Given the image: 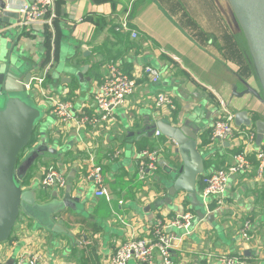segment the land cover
<instances>
[{
    "label": "crops",
    "instance_id": "obj_1",
    "mask_svg": "<svg viewBox=\"0 0 264 264\" xmlns=\"http://www.w3.org/2000/svg\"><path fill=\"white\" fill-rule=\"evenodd\" d=\"M4 1L10 15L8 39L12 40L13 49L35 68L36 78L45 79L40 89L33 86L41 97L72 102L77 113L94 115V94L106 77L109 64L119 63L123 71L137 81L135 93L115 112L116 121L109 126L87 127L78 133L74 126L57 121L48 129L40 128L31 149L40 147L42 142L49 151L36 159L21 177L23 188H38L47 198L59 194L61 199L70 196L79 202L76 209H68L56 217L59 233L40 227L36 230L34 226L38 224L24 216L14 228V241L3 243L8 251L16 247H21L22 251L27 244H31L30 247L36 244L42 249L47 264H107L120 244L132 238H151L157 219L173 220L193 208L185 204L187 198L183 193L171 204L167 200L163 183L169 156L144 185L136 183L139 153L151 150L152 146L160 150L157 146L163 138L138 133L160 120L180 126L197 108L205 124L199 141L211 140L206 132L211 131L212 126L207 121L215 122L220 109L215 94L222 97L235 116L247 111L254 121L264 118V93L254 69L250 68V77L242 76L234 62L224 60L217 50L202 46L188 35L157 0H114L102 5L95 0H67L62 7L56 1L58 18L52 27L40 23L25 28L18 26L19 10L30 0ZM181 1L199 25L219 37L222 44L226 40L224 36L231 33L248 59L244 40L233 26L230 27L216 0ZM124 22L139 34L137 39L132 38L131 32H114L113 28H121ZM153 60L160 63L163 72L161 83L155 86L143 75L144 67L153 66ZM64 61L75 63L76 68L82 67V81L71 70L56 74ZM85 66H89L87 71ZM79 80L88 84L87 90L81 89ZM157 91L174 95L173 112L156 109ZM88 93H91L90 98L86 96ZM52 110L53 105L43 113L44 123L52 118ZM168 143V140L161 143L165 144L164 150ZM241 147L237 138L216 144L213 151L216 155L211 156L215 160L208 159L206 172L209 166H213L211 172L225 168ZM116 151H120L121 156L110 161L109 156ZM91 155L96 156L104 169L105 187L111 201L95 197L85 162ZM24 159L25 155L20 167ZM51 167L66 176L65 188H39L44 173ZM232 180L226 206L221 209L213 206L212 212H208L215 216L212 221L200 220L190 234L169 229L175 236L174 264H218L217 258L223 255L242 256L247 264H264V182L259 184L255 173ZM162 200L166 208H160ZM246 220H252L254 225L251 244H242L238 238ZM1 256L5 262L12 258L7 251Z\"/></svg>",
    "mask_w": 264,
    "mask_h": 264
},
{
    "label": "water",
    "instance_id": "obj_2",
    "mask_svg": "<svg viewBox=\"0 0 264 264\" xmlns=\"http://www.w3.org/2000/svg\"><path fill=\"white\" fill-rule=\"evenodd\" d=\"M216 1L230 27L233 26L244 40L249 51L248 58L264 93V0H227L229 6L224 0ZM9 18L7 4L0 0V244L10 240L21 215L32 219L42 229L59 233L56 217L68 209H76L79 202V199L74 200L70 196L61 199L59 194L47 198L38 188H23L21 177L49 149H46V143L41 142L40 147L27 154L44 114L31 98L34 96L35 68L32 69L13 49L12 40L8 39L11 32ZM75 66L73 62L64 61L56 74L71 70L82 81L84 70ZM88 68L85 66L86 71ZM198 112L199 109H194L180 126L160 120L138 135L143 133L154 137L160 131L169 142L166 151L170 164L163 183L168 202L171 204L183 193L197 219L212 221L215 216L206 213L199 200V180L206 172L209 158L202 151L205 144L199 141L204 121ZM235 126L255 128L256 145L263 144L264 118L254 121L247 111L239 112L235 116ZM205 151L211 156L216 155L211 149ZM22 154L25 159L20 167ZM0 264H14V259L7 262L0 260Z\"/></svg>",
    "mask_w": 264,
    "mask_h": 264
},
{
    "label": "built area",
    "instance_id": "obj_3",
    "mask_svg": "<svg viewBox=\"0 0 264 264\" xmlns=\"http://www.w3.org/2000/svg\"><path fill=\"white\" fill-rule=\"evenodd\" d=\"M19 15L21 16L18 22L19 27H31L40 23H47L52 27L53 22L58 18L56 0L27 1L19 10ZM121 29L125 32H131L133 39L139 37V34L131 31L129 25L125 22L121 24ZM106 72V77L94 94L96 114L77 113L72 102L63 101L60 98L52 99V114L61 123L74 126L78 133L83 128L97 129L102 125L109 126L114 123L116 121L115 110L125 106L127 99L135 93L137 81L126 74L119 63L109 64ZM143 75L149 77L151 84L154 86L160 84L163 78V72L150 65L144 67ZM44 80L43 78H36L35 85L37 88H41ZM205 87L207 88V86ZM215 96L218 97L220 109L218 118L211 128L212 142L228 143L235 138H240L242 147L239 152L232 155L231 162L225 168L205 173L200 177L199 185L201 184L202 188L199 194L202 195L204 200L210 197L214 198V201L210 203L205 202V207L209 213L212 212L211 208L214 204L220 209L226 206L228 188L231 179L234 177L239 175L249 176L255 173V180L259 184L264 182V142L261 146L256 145V132L251 128L236 131L235 113L230 110L222 97L217 94ZM155 100L157 110L161 111L166 108L170 112L175 110L174 98L169 94L157 91ZM155 136L160 137L162 134L157 131ZM159 153V150H144L139 153L137 168L141 181H146L158 173L160 169ZM121 154L120 151H116L109 156V160L115 161ZM85 162L88 166V180H91L94 184L95 197L111 201V196L105 187L104 169L98 164L96 156L91 155ZM66 186V176L54 167L49 168L44 173L39 184V188L42 190L61 189ZM196 218V214L186 212L173 220L157 219L153 225L151 238H132L120 244L114 254L109 257L107 264H157L158 260L161 261V264H174L172 249L174 248L175 236L169 229L178 228L186 230L190 234V229ZM253 229L252 220H246L238 235L243 244L252 243ZM30 245L27 244V247L18 254L17 258H11L14 259V264H47L42 249H38L36 244H32L31 247ZM210 259H213V257H210ZM0 260L6 261L3 260L1 253ZM217 262L218 264H247L242 256L236 255L220 256L217 258ZM207 264H210V262Z\"/></svg>",
    "mask_w": 264,
    "mask_h": 264
},
{
    "label": "trees",
    "instance_id": "obj_4",
    "mask_svg": "<svg viewBox=\"0 0 264 264\" xmlns=\"http://www.w3.org/2000/svg\"><path fill=\"white\" fill-rule=\"evenodd\" d=\"M60 7H62L67 0H56ZM114 0H95V2L98 5L106 4L109 2H113ZM164 11L170 17L176 21V23L184 30L188 35H190L192 38H194L197 42H199L204 47H211L214 50H217L222 58L226 61H232L234 62L240 69V73L244 77H250L252 74L251 69H253L252 64L249 61V58L247 59L245 57L244 52L242 51V48L237 40L233 39V35L227 34L224 36L226 39L224 44L221 43V39L217 36H214L204 30L199 23L185 10V6L183 5L181 0H157ZM114 32H119L122 30L118 26H115ZM50 34L48 35V37ZM50 47V46H49ZM249 63H248V62ZM36 132V130H35ZM35 132L33 135V138L31 140L30 146H33L36 141L37 137L35 136ZM212 131H207L206 133L209 134L211 137ZM35 136V137H34ZM29 146V147H30ZM152 151H154V148H151ZM23 157V154L21 155ZM201 184L199 185V191H201ZM186 205H191V203L187 200L185 202ZM191 210L194 211L192 208ZM186 212H191L190 210H186ZM185 212V213H186ZM195 212V211H194ZM14 231V230H13ZM13 233L12 237L8 242H13Z\"/></svg>",
    "mask_w": 264,
    "mask_h": 264
},
{
    "label": "rangeland",
    "instance_id": "obj_5",
    "mask_svg": "<svg viewBox=\"0 0 264 264\" xmlns=\"http://www.w3.org/2000/svg\"><path fill=\"white\" fill-rule=\"evenodd\" d=\"M224 3H226V4H228L227 3V0H224ZM228 6H229V4H228ZM152 65H153V67H155L156 69H158V70H161V65H160V63L157 61V60H153L152 61ZM80 86H81V89H83V90H87L88 88V84H86V82H82L81 84H80ZM33 93H34V96H31V98L33 99L32 101L33 102H36V100L35 99H37V98H35L37 95L39 96V99H37V102H36V104L38 103V106L40 105L41 106V109H42V111H43V113L45 114V111L46 110H48V108H51L52 107V105H53V102L52 101H50V99H47L45 96H42L41 97V95L42 94H40V92L38 91V90H33ZM91 93H88L86 96L88 97V98H90L91 97V95H90ZM167 94H171L170 96H172V97H174V95L172 94V93H170V92H167ZM174 94H175V98H176V96H177V93L174 91ZM49 100V101H48ZM39 101V102H38ZM40 102H42V103H40ZM40 103V104H39ZM119 109H116L115 110V112H117ZM161 111H165V112H168V113H171L170 111H169V109H163V110H161ZM43 118H44V115H43ZM44 120L42 119L39 123H38V125H37V132H35V136L37 135V134H39L38 132L40 131V128L42 129V130H45L46 128L48 129L49 127H50V125L51 124H54V123H57V121L58 122H60V120L59 119H57L53 114H52V118L50 117V119H48V121H46L45 123L43 122ZM207 124L211 127V126H213V124H214V122L213 121H210L209 123H208V121H207ZM42 125H44V126H42ZM207 125V126H208ZM204 127H205V124H204ZM235 129H236V131H241L240 129H238L236 126H235ZM248 129V128H247ZM244 130H246V129H244ZM201 134L203 135V133L201 132ZM201 134H200V137H201ZM34 136V137H35ZM164 141H167V139H165L164 137L163 138H161L160 139V142L161 143H164ZM159 142V144H158V146H157V148L158 149H160L159 150V164H163V159L166 157V156H169L168 154H167V152H165V154H164V151H166V150H164V146H165V144H161ZM237 142L239 143V144H241V139L240 138H237ZM202 143H204L205 144V147L204 148H202V151L203 152H205L206 154H205V157L206 158H212L211 157V154H209V152H206L205 150H208V149H211L212 151H214L215 150V146H216V144H221V143H219V142H212L209 138H206V139H203V142ZM34 146V145H33ZM33 146H30L29 148H28V153L27 154H29V153H31L32 151H33V149H31ZM151 148H154L153 146L151 147ZM31 149V150H30ZM30 150V151H29ZM213 159V158H212ZM215 159H213V161H214ZM164 165V164H163ZM165 167V166H164ZM166 168V167H165ZM213 168V166H209L208 167V172H206V174L207 173H210L211 171V169ZM166 170L168 171V169L166 168ZM213 171V170H212ZM22 176V175H21ZM104 176H105V173H104ZM153 176H151L150 177V179L152 178ZM167 177V176H166ZM106 180V179H105ZM135 181H136V183L139 185V186H141V185H144V182L145 181H141L140 180V178H139V172H138V168H137V173H136V177H135ZM233 182V180L231 179V181H230V183H232ZM58 189V188H57ZM227 195H228V192H227ZM200 197H199V200H200V202H201V204H202V208L204 209V211L206 212V213H208V209L205 207V202H207V203H210V202H212V201H214V198L213 197H210L209 199H207V200H204V198L202 197V195H199ZM159 206H160V208H166V205H164V203H163V200L162 201H160V203H159ZM213 206H215V204L213 205ZM192 213H194V214H196L193 210H190ZM25 215H21L20 216V218H19V220L17 221V223L21 220V219H23V217H24ZM200 221V219H195L194 221H193V226H192V228L190 229V231L191 230H193V229H195V227H196V225H197V223ZM17 223H16V225H17ZM15 225V228L17 227ZM34 228L36 229V230H38L39 229V226L38 225H36L35 224V226H34ZM175 230H176V232H178L179 234H185V233H187V231L186 230H181V229H178V228H174ZM42 232V231H41ZM43 236H41V239L43 240V238H42ZM241 241V240H240ZM241 243L243 244V242L241 241ZM4 244H8V242L7 243H4ZM4 244H1L0 245V253H5L6 251H7V255H9V254H11V256L12 257H16L17 258V256H18V254L21 252V247H16V248H12V250L11 251H8V250H6L5 249V246L6 245H4ZM157 264H161V261L160 260H158L157 261Z\"/></svg>",
    "mask_w": 264,
    "mask_h": 264
}]
</instances>
